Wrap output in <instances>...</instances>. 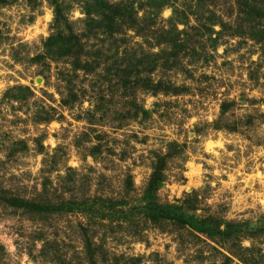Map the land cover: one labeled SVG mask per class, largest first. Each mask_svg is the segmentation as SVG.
Instances as JSON below:
<instances>
[{
  "label": "rangeland",
  "instance_id": "1",
  "mask_svg": "<svg viewBox=\"0 0 264 264\" xmlns=\"http://www.w3.org/2000/svg\"><path fill=\"white\" fill-rule=\"evenodd\" d=\"M239 14L0 0V264H264V39Z\"/></svg>",
  "mask_w": 264,
  "mask_h": 264
},
{
  "label": "trees",
  "instance_id": "2",
  "mask_svg": "<svg viewBox=\"0 0 264 264\" xmlns=\"http://www.w3.org/2000/svg\"><path fill=\"white\" fill-rule=\"evenodd\" d=\"M232 3L238 8L240 13V22L237 24L234 22L233 25L237 26L235 30L236 34L245 33L246 36L253 39H264V0H231ZM230 3V2H228ZM261 7V8H260ZM245 17V18H244ZM244 18V19H243ZM226 25V24H225ZM232 29V26L230 27ZM228 28V30L230 31ZM232 31V30H231ZM231 34V32H230ZM234 35V34H233ZM159 175L152 176L151 186L158 184ZM19 199H10L8 202L11 206H21L23 201H18ZM31 205V203H29ZM29 204H24L23 206H28ZM48 210V207H46ZM153 210L157 216H163L165 219H175L177 222L181 223L188 228L198 231V232H210L211 229L205 226L204 222L200 219L194 217H188L183 214L179 209L174 206H168L165 209L161 207L154 206ZM181 212V214L179 213ZM173 214V215H172Z\"/></svg>",
  "mask_w": 264,
  "mask_h": 264
}]
</instances>
